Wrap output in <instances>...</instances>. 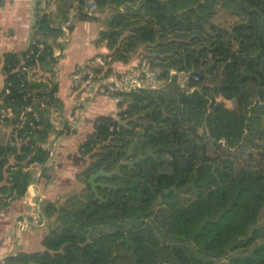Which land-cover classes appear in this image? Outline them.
<instances>
[{
  "label": "trees",
  "instance_id": "obj_1",
  "mask_svg": "<svg viewBox=\"0 0 264 264\" xmlns=\"http://www.w3.org/2000/svg\"><path fill=\"white\" fill-rule=\"evenodd\" d=\"M88 1L64 0L57 25L49 13L38 16L43 56H5L16 105L24 104V82L46 106L39 120H5L14 138L0 144V212L27 194L26 169L50 158L60 108L53 53L63 49L61 24L74 3L84 20L111 11L97 44L107 42L124 69L148 55L164 85L123 94L117 116L95 120L79 148L85 186L44 203L43 251L5 264H264V153L246 147L264 140V0H95L94 15ZM219 10L237 18L231 28L212 21ZM25 67L50 73L49 83L30 84ZM189 72L200 77L192 92L179 83ZM57 134L76 130L65 122ZM101 171L108 175L95 191L89 178ZM44 176L51 179L47 168Z\"/></svg>",
  "mask_w": 264,
  "mask_h": 264
},
{
  "label": "crops",
  "instance_id": "obj_2",
  "mask_svg": "<svg viewBox=\"0 0 264 264\" xmlns=\"http://www.w3.org/2000/svg\"><path fill=\"white\" fill-rule=\"evenodd\" d=\"M63 1L49 2L45 9L42 7V0L1 1L0 106L1 94L7 78L4 69L5 56L9 53L22 56L28 52L32 40L38 39L35 25L40 14L49 13L55 24H60V20L65 15L63 12L65 9L62 8ZM91 1L95 2V0ZM78 7V3H74L68 22L61 24L62 28L67 26L65 30L63 29L64 36L68 35L66 44L63 45V49L56 48L53 53L58 61L54 67V83L58 87L56 96L60 100V108L52 115L55 131L50 135L47 143V147L51 149L50 158L45 166L32 164L26 169V172L32 174V183L27 194L0 212V264H5L8 257L16 256L20 252L44 250L42 241L49 233L47 218L42 212L44 203L63 201L83 187L79 175L85 170L87 160L80 153V145L93 131L98 117H115L120 111L118 104L106 97L100 96L87 101L70 97L72 77L76 67L94 59L104 46L97 44L100 32L105 28L103 22L81 19ZM60 49L64 52L62 53ZM114 67L122 72L129 69H124L117 61ZM47 74L41 68L30 70L28 81L32 85H47L49 82L44 81ZM65 122H70L72 128L76 130L75 135L58 136L57 131L62 129ZM13 138V126L0 120V144H11ZM46 168L51 176L50 180L44 176ZM35 204L40 205V211L34 206Z\"/></svg>",
  "mask_w": 264,
  "mask_h": 264
},
{
  "label": "built area",
  "instance_id": "obj_3",
  "mask_svg": "<svg viewBox=\"0 0 264 264\" xmlns=\"http://www.w3.org/2000/svg\"><path fill=\"white\" fill-rule=\"evenodd\" d=\"M57 1L60 0H42V7L45 9L49 2ZM87 6V12L90 15H94L97 11L95 2L89 0ZM66 33L68 34V31ZM67 40L68 35H63L59 39V43L64 45ZM60 51L64 52L61 49ZM45 53H47L46 45L33 39L27 57H40ZM114 63L113 57L99 55L87 63L77 66L72 77L71 99L82 98L87 101L101 96L111 99L115 103H120L125 93L141 89H158L164 85L160 71L151 69L147 61H143L139 66H133L123 72L117 71L114 68ZM34 69L36 68H24L27 71ZM173 74L177 73L173 72ZM199 81V75L193 72L179 75V83L184 90L192 92L195 89L193 87L194 83H198ZM19 88L25 92L24 104L22 105H16V99L11 97V84L4 87L1 94L0 120L5 121L17 118L19 121L25 122L26 117L30 114L39 120L40 114L38 110L45 108L46 104L38 100L36 95L29 89L28 84L23 82ZM38 105L39 108H37ZM34 206L37 205L35 204ZM37 210L40 211V205L37 206Z\"/></svg>",
  "mask_w": 264,
  "mask_h": 264
},
{
  "label": "rangeland",
  "instance_id": "obj_4",
  "mask_svg": "<svg viewBox=\"0 0 264 264\" xmlns=\"http://www.w3.org/2000/svg\"><path fill=\"white\" fill-rule=\"evenodd\" d=\"M109 18H111V11L107 12V13H104L103 16L100 18V20L103 22L104 26L106 27L107 26V23H108V20ZM215 24L217 25H220L221 27L223 28H231L232 25L237 21V18L234 17V16H231L229 14H227L226 12H224L223 10H219L217 15L213 18L212 20ZM129 31H127L125 33V35L128 34ZM124 35V36H125ZM123 39V38H122ZM121 39V40H122ZM103 50L101 51V53L99 55L103 56H111L113 57L114 59V49H111L110 47H108L107 45V42H104L103 43ZM143 48V47H142ZM144 54L145 51H144ZM98 55V56H99ZM148 55H142L141 56V59H142V62L143 61H147V64L149 63V59L147 57ZM157 69V68H156ZM159 70V69H157ZM223 98L221 96H218V100H222ZM232 102V103H231ZM226 104H227V107H230V108H233L234 106V101H226ZM257 137V136H255ZM247 150H250V151H253L255 153H258V152H263L264 153V140H261L259 141L257 138H255L252 142L250 141V144H248L247 146ZM83 187L85 186V184L83 183L82 185ZM82 187V188H83ZM94 189V188H93ZM81 190V189H80ZM97 190V188H96ZM95 190V191H96ZM72 195V194H71ZM48 224V223H47ZM48 227V226H47ZM48 235V233H47ZM46 235V236H47ZM90 237V236H89Z\"/></svg>",
  "mask_w": 264,
  "mask_h": 264
},
{
  "label": "water",
  "instance_id": "obj_5",
  "mask_svg": "<svg viewBox=\"0 0 264 264\" xmlns=\"http://www.w3.org/2000/svg\"><path fill=\"white\" fill-rule=\"evenodd\" d=\"M67 28V26H64L63 29L65 30ZM108 175L107 173H105L104 171H101V172H98L94 175H92L90 178H89V183L93 186L94 190H96V188L98 187V183L96 182V180L101 177V176H106Z\"/></svg>",
  "mask_w": 264,
  "mask_h": 264
}]
</instances>
